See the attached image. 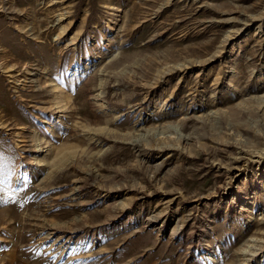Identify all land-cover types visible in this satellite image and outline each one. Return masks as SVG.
Wrapping results in <instances>:
<instances>
[{
	"label": "rangeland",
	"instance_id": "rangeland-1",
	"mask_svg": "<svg viewBox=\"0 0 264 264\" xmlns=\"http://www.w3.org/2000/svg\"><path fill=\"white\" fill-rule=\"evenodd\" d=\"M0 179V264H264V0H0Z\"/></svg>",
	"mask_w": 264,
	"mask_h": 264
},
{
	"label": "bare ground",
	"instance_id": "bare-ground-1",
	"mask_svg": "<svg viewBox=\"0 0 264 264\" xmlns=\"http://www.w3.org/2000/svg\"><path fill=\"white\" fill-rule=\"evenodd\" d=\"M62 18H63V16H62ZM60 20V19H59ZM21 30V29H20ZM13 79L16 81V79H15V77H13ZM60 93V92H59ZM56 95H57V93H56ZM59 103H61L60 101H58L57 102V104H59ZM57 106V105H56ZM59 110H60V107H59ZM64 110V109H63ZM37 141V140H36ZM34 142V141H33ZM34 144H35V142H34ZM38 144H36V146H37ZM35 149V148H34ZM80 189V187H77L76 186V188L74 189V191H78ZM50 234H52V233H50ZM49 234V235H50ZM53 234H56V232H54ZM72 239V237L71 236H69V235H67L66 233H62V234H60V235H58V237H57V239H56V244H64V243H66V242H70V240ZM261 250V249H260ZM251 252V251H250ZM254 252H256V251H254ZM252 255H253V253H252ZM250 258V257H249Z\"/></svg>",
	"mask_w": 264,
	"mask_h": 264
},
{
	"label": "snow or ice",
	"instance_id": "snow-or-ice-1",
	"mask_svg": "<svg viewBox=\"0 0 264 264\" xmlns=\"http://www.w3.org/2000/svg\"><path fill=\"white\" fill-rule=\"evenodd\" d=\"M3 181H2V179H0V183H2Z\"/></svg>",
	"mask_w": 264,
	"mask_h": 264
}]
</instances>
